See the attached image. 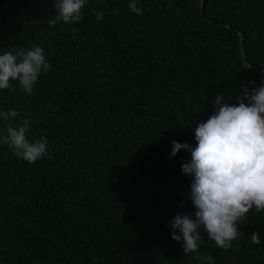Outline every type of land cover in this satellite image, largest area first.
<instances>
[{"label":"trees","instance_id":"1","mask_svg":"<svg viewBox=\"0 0 264 264\" xmlns=\"http://www.w3.org/2000/svg\"><path fill=\"white\" fill-rule=\"evenodd\" d=\"M201 1L141 0L136 15L129 0H88L79 23L50 28L54 0H0V54L39 44L51 65L32 95L0 90V110L20 112L0 135L31 118L26 137L51 153L29 164L0 146V264H202L172 239L195 208L191 155L171 142L194 148L215 94L234 104L264 81V0ZM239 230L227 251L201 230L200 253L264 264V212Z\"/></svg>","mask_w":264,"mask_h":264},{"label":"clouds","instance_id":"2","mask_svg":"<svg viewBox=\"0 0 264 264\" xmlns=\"http://www.w3.org/2000/svg\"><path fill=\"white\" fill-rule=\"evenodd\" d=\"M207 1H201L203 12ZM87 3L88 0H54L57 14L46 22L50 28L61 21L77 24ZM128 8L136 15L143 14L141 0H129ZM92 12L98 21L102 19L101 11ZM175 14H179L178 9ZM240 41L243 45L242 33ZM50 68L39 44L4 52L0 54V90L14 91L12 82L16 81L23 93L32 95L39 76L47 74ZM240 88L238 102L234 104L226 102L224 94H215L214 113L195 128L194 148L187 143L171 142V156L182 149L191 155V160L181 167L184 175L192 177L190 199L195 208L194 215H175L170 222L172 239H182L185 254L196 253L202 264H215V260L211 254L205 256L199 251L201 230L217 248L227 251L241 236L239 223L248 219L250 210L264 212V81L259 87L249 82ZM19 116L16 109L0 110V119L5 121ZM31 123V118L24 119L20 125H9L7 135H0V146H9L18 159L29 164L46 154L51 158L46 137L34 141L26 137ZM250 242L259 245L260 235L252 232Z\"/></svg>","mask_w":264,"mask_h":264}]
</instances>
